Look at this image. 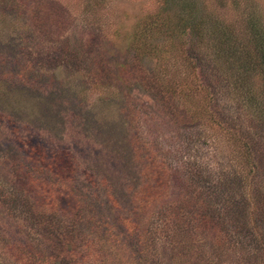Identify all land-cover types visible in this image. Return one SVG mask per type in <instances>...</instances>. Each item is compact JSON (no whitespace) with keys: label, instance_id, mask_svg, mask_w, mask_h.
<instances>
[{"label":"rangeland","instance_id":"rangeland-1","mask_svg":"<svg viewBox=\"0 0 264 264\" xmlns=\"http://www.w3.org/2000/svg\"><path fill=\"white\" fill-rule=\"evenodd\" d=\"M250 1L264 17V0ZM158 7L159 0H0V264H57L63 242L75 247V264H201L215 235L196 211L197 193L218 187L214 210L225 202L231 211L249 189L227 170L238 169L234 132L254 139L243 173L251 163L264 176V135L239 129L255 126L254 105L225 86L205 92L208 66L203 77L198 71L208 63L190 65L183 46H165L174 35L150 25ZM246 80L258 88L256 71ZM187 95L196 98L182 103ZM38 165L44 174L33 178ZM33 179L51 189L27 192ZM173 209L186 212L188 229L171 241L158 220ZM230 214L214 218L222 248H230L224 263L264 264V246L254 248L264 235L245 239L238 255L223 237Z\"/></svg>","mask_w":264,"mask_h":264},{"label":"trees","instance_id":"trees-1","mask_svg":"<svg viewBox=\"0 0 264 264\" xmlns=\"http://www.w3.org/2000/svg\"><path fill=\"white\" fill-rule=\"evenodd\" d=\"M157 12L155 21L150 24L152 29H154L155 32H158V34L161 32H169L174 35V38L172 37L173 43L168 42L165 46L174 51L176 49L175 44L183 46L187 61H190V65H193L195 61H198L199 59L208 63L206 66H199V71L197 70L203 77V74L207 71L206 67L208 66V73L211 78L207 76L204 77V84L202 86V88L206 89V93L210 94V89L211 94L212 91L214 94L215 88L225 86L227 89H233L235 94H243L244 98L247 96V100L254 105L248 115L252 124L255 123V126L250 124L245 128L240 127L239 129L245 130L246 133L251 132V135H254L256 138L259 137V135L263 136L264 17L261 15L257 3H253L250 0H159ZM253 70L257 72L259 77V81L257 82L258 88L248 84L246 80L250 77V73ZM206 78L208 80L214 78L212 79L213 84L210 85ZM148 85L150 88L153 87L150 83H148ZM198 91L199 93H203V89L201 88ZM195 98V96L187 95L181 98V102H190ZM156 100L158 101V97H156ZM160 105L162 110L167 108L164 104ZM197 105L198 108H208V105L205 107L200 106L199 101ZM185 120L187 122V119ZM185 120L182 124H186ZM233 136L234 140H231V143L232 146L235 147V150L232 157V163L233 167L236 168L234 166L236 165L238 166V169L236 168V171L231 168L227 170H229L232 178L236 177V179H233V182L235 185L239 184L240 189L244 188L247 183L250 184L248 189L249 193L246 189H244L243 193H238L232 201V205L234 206H231V208L234 210L231 211H225L227 206L225 202H223V205L225 206L223 207V210H214L213 203H216L219 199L220 189H218V187H212V189H209L202 195L197 193V196L200 197L198 198L196 211L201 212V218L207 217L205 223L207 234L211 232L215 235V239L213 240L210 249L213 254L211 256V252L209 255L207 254L206 258L202 259L203 262L201 264H226L224 261L227 259H222V257H224V254L226 253L225 251H228L230 248L227 247L228 249L226 248V250H224L221 245L222 240L220 241L219 232L221 233L222 228L215 223L216 217L217 219L220 218L219 212H221L220 219H223V216L226 217V215H229V212L231 213L229 230L223 235V237L225 238L228 234L229 237H226L225 239L228 242H231V246H237L236 254L244 249L245 245L243 244V241L245 239L247 240L251 237L253 242L258 239V236L254 235L256 234V231L260 233L259 237L264 235V176L253 171L251 169V163L250 175L249 173H243L244 171L246 172L248 166L245 159L247 158V155L251 156L254 151V139L252 136L250 138L249 136L247 137L240 131L234 132ZM128 146L132 155L133 153L137 154L136 149L131 145ZM197 168L198 167H196V169ZM43 169L44 168L40 169L39 165L36 166L33 170L32 177L37 178L43 176ZM189 169L193 170H189L190 176H192L191 172L196 176L198 170L194 167H190ZM227 170L224 169L220 171L219 179H217L218 186L223 184V180L227 174L224 172ZM51 172L52 171L49 169L47 173L49 174ZM248 175L250 177H248ZM57 181H60L57 182V192L61 191L59 193H62V181L59 178ZM29 183L27 192H31V190L37 188L47 193V190L51 189L50 183L46 185V182H37L35 179L29 180ZM203 195L206 199L211 200H208L211 203L210 206H206L205 200L201 199V196ZM131 196L134 197V194ZM188 197H186L187 201L190 202ZM190 199L193 200L192 198ZM214 213L215 216H213ZM168 214L166 218H163L164 220H158V222H160V225H162L164 229L169 231V234L167 235V232L164 236L166 238L170 237L172 241L177 235H181L179 231L183 232V230L188 229L185 227L184 223L186 217L183 219L186 212H179L177 214V210L173 209L171 216ZM249 217L251 220H248ZM182 220H184V222ZM189 220L191 219L189 218ZM60 245L59 248L57 246V258L51 257L48 259L53 260L56 258L55 260H57V264H75V247L72 243L63 242V245ZM263 246L264 244H258L255 245L254 248H260L261 250ZM62 251H64V253H62ZM219 252L221 253L218 254ZM198 261L200 260L198 259ZM227 262V264H232L231 261ZM48 263L56 264V262ZM168 263L170 264L171 262ZM197 264H200V262Z\"/></svg>","mask_w":264,"mask_h":264}]
</instances>
